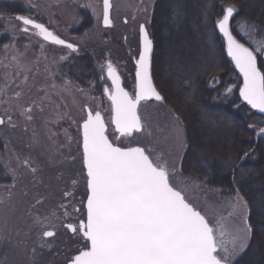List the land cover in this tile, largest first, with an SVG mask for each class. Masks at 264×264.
I'll return each instance as SVG.
<instances>
[{
  "label": "rangeland",
  "instance_id": "obj_1",
  "mask_svg": "<svg viewBox=\"0 0 264 264\" xmlns=\"http://www.w3.org/2000/svg\"><path fill=\"white\" fill-rule=\"evenodd\" d=\"M96 2L102 7V0H96ZM234 2L239 8L238 21L245 17L248 23H254L257 29L255 33L250 32L247 38L242 37L248 42L264 40V0H249L247 2L234 0ZM0 3L4 4L3 6H12L9 7L10 9L14 7L19 10L22 9L25 11L22 15L32 16L36 19L38 17L42 23L49 25L62 38L70 39L71 42L79 43L80 46L83 44L82 46L90 49L94 46L99 48L102 51L100 53L102 57L100 56L96 60L97 64L103 63L105 59H111L117 66L126 88L129 91L133 90L134 80L131 67L134 58L137 56L138 26L144 22V16L138 11L142 7V0H112L114 26L109 29H104L102 26L93 28L95 21L91 17L90 9L82 7L86 0H0ZM143 3H149V0H143ZM155 3L157 8L158 0H155ZM244 3H246V7H243ZM218 4L217 7L220 5ZM247 6L250 10L245 9ZM183 7L188 13L190 8L187 1H183ZM10 9L1 7L0 13L3 12L4 15H7L4 21L0 23L1 37L6 44L15 43L20 52H25L26 61L30 65L31 71L22 73L15 78L14 83H10L9 88L5 89L9 96L0 95V116H4L7 109L15 124L22 121L27 122V127H23L26 136L24 140H20V144L18 134L14 135L11 130V133L7 134L9 131L5 129V151L4 147L0 146V264H66L67 258L77 254V249L82 247L84 243L63 225L67 223L78 224L80 219H84V216L72 211V206L80 207L81 213L84 212L80 200L86 199V192L82 176L81 150L77 142L80 139L78 124L82 122L81 116L83 115L81 108L85 100L80 93L74 92L80 102L73 104L72 96L57 95L56 89H53L51 85L53 82L56 85H62L64 79L70 77L74 85L89 90L90 83L77 77L75 70L78 63L76 59L84 57L85 54L82 53V46L81 48L79 46L78 53H69V50L65 48L51 47L31 32L25 35L17 32L16 38L13 39L12 27L15 26L19 29L21 25L15 19H11L9 22L10 18L17 16L8 14ZM216 12H218L217 8H214L210 21L216 19ZM134 15L136 16L135 20L132 19ZM189 17L194 21L196 27L194 33L202 43L193 45L192 37L179 35L178 38L182 44L176 48L171 43L170 31L163 32L165 40L163 54L167 58L172 54L176 60H171L170 64L174 62V65H167L168 67L164 69L163 73L166 80H164L163 75L159 77V74L156 73L155 75L154 72L153 76L154 81L168 101L164 105L155 102L143 104L141 113L152 127L153 139L156 135L157 125L163 127L170 122L168 108H173L183 118L188 141V150L183 160L184 173L194 180L206 181L189 193L195 203L199 204L209 215L218 212L226 214L229 210L227 208L228 199L234 195L233 190L239 188L245 199L253 206L251 222L254 223V217H260L257 223L262 224L264 218L258 214L256 205L264 202V148H262L264 143H261V139L264 137H258L255 134L256 127H245L242 124L244 120L240 121L242 111L240 105L234 103L238 87L233 88L231 95L225 94L227 87L238 85V83L235 78L231 77L230 72L228 73L227 68H224L223 71L219 61H213L217 55L214 54L211 38L206 39L202 34L201 13H194L191 10L190 15L186 16L185 14L179 25V31L181 25L186 23ZM125 18H127L128 23H124ZM156 21L157 17L154 14L150 27L151 32H154L153 28ZM174 30L178 31V29ZM86 32L88 33L87 36H85ZM112 33L116 39H120V34H122L123 47H118L113 43L116 51L114 48L106 51L107 49L102 48V44L113 42L110 40ZM125 37H127V41H125ZM41 43L44 44L43 50L40 48ZM25 46H27V50H25ZM202 49L205 54L202 53ZM13 54L12 51L4 54L5 64L8 63L5 56L7 55L10 59ZM65 55L68 56V59L59 61V57ZM196 55L201 56L199 59H194ZM54 59L58 63L53 64ZM46 66L48 71L45 70ZM212 66H215V69L212 70L211 68V71L224 74L225 77L222 80L209 78L213 73L206 69ZM0 68V76H3L0 79V88H3L6 74L11 81L13 70H6L3 66ZM203 72H206V79L203 82L204 87L199 88L200 83H195L196 75ZM25 75L28 77L26 82L24 81ZM209 79L211 83L208 81V84L206 80ZM221 83L223 84L221 85ZM98 85L102 88V85L98 83L95 90H89V98L95 97L96 100L89 99L88 103H99L100 110L107 120L109 101L101 96V92L97 93ZM197 89L203 95L210 90H219V92L216 95L213 94L211 98H201L197 104L198 102L195 103ZM46 91L49 95L44 98ZM16 92L21 93V98L15 96ZM2 96L4 99H1ZM181 100L183 104L180 105ZM4 101H8V103H4ZM33 101L36 103L33 104ZM17 105L31 107L33 119L29 121L25 116L20 115L21 108ZM57 113H67L71 119H57ZM192 115H199L200 120H191ZM223 116H226V119H236L237 122L231 121L228 124ZM73 120L77 121V124H73ZM190 126L192 128L189 129ZM34 136L39 140V143H33ZM30 137L32 140H29ZM68 137H71L70 141ZM138 139L147 142L149 138L140 135ZM27 147L30 148L28 152L32 156H24L30 158L31 166L35 167L37 171L32 173L30 169L22 166L25 170L24 175L23 177L21 174L18 176L17 171L15 172V192L13 196H7L3 193L8 194V192L3 190L10 187V192L13 191L11 188L12 179L10 180L8 177H13L12 164L14 162L16 165L18 164L17 156H14L13 150L15 152L16 150L22 151L25 154L24 149ZM159 147H163V145ZM244 152H249V155L244 157ZM63 164L64 166H62ZM66 165L71 168V172L74 174L71 178L67 174ZM78 167L79 170H77ZM66 177H68L67 182L65 181ZM74 179L78 181L75 186L72 184ZM65 184L66 187H64ZM65 190L71 191L74 198L65 199ZM49 192L52 193L49 194ZM38 199L42 200V203L32 207ZM61 203H68L70 214L68 217H64L63 211L59 208ZM53 210H56L60 215L59 220L54 217L51 218L52 223L55 224L56 235L52 238H45L52 245L51 248H40L38 235L41 229L33 224V217L39 215L43 218L50 215ZM253 225L255 234H258L260 227L255 223ZM252 246L253 240L250 247L236 259L234 264L239 260L241 261L238 264H264V238L254 248ZM33 248L36 249L35 253L32 251ZM44 251L49 254H44L47 257L44 256L41 259L43 256L41 253Z\"/></svg>",
  "mask_w": 264,
  "mask_h": 264
},
{
  "label": "snow or ice",
  "instance_id": "obj_2",
  "mask_svg": "<svg viewBox=\"0 0 264 264\" xmlns=\"http://www.w3.org/2000/svg\"><path fill=\"white\" fill-rule=\"evenodd\" d=\"M82 7L90 9L95 21L94 29L114 26L112 0H102V7L96 0H86ZM214 8V2L209 4L207 0L201 7V22L205 31ZM155 10V0H149V3L142 0V7L138 9L144 16V22L138 26L132 91L123 85L120 72L111 59H105L98 65L101 96L109 101L107 120L99 103H88L89 99L96 100L95 97L89 98V90H95L96 81H90L89 90L79 88L69 79H64L62 85L54 82L51 85L57 95L72 96L73 104L80 102L74 92L80 93L85 100L81 108L82 122L78 124L80 139L77 143L81 150L86 199L80 200L83 213L75 205L72 211L86 216V219H80L78 224L63 225L84 243L77 249V254L67 258L66 264H234L250 247L255 234L251 222L253 206L239 188L234 189V195L228 199L229 210L226 214L218 212L209 215L189 195L206 181L194 180L184 173L183 160L188 141L181 115L168 108L170 122L163 127L157 125L153 139L152 127L141 113L142 105L148 102L167 103L153 76L155 40L150 27ZM238 14L239 8L234 0H220L217 18L211 21L238 72V85L227 87L225 94L231 95L233 88L238 87L239 99L251 109L264 114V40L250 41L248 46L240 42L237 35L247 38L250 32L255 33L257 29L245 17L233 25L232 21ZM182 18L180 10L173 6L168 17L171 26L179 27ZM11 19L21 25L19 29L12 27L13 39L17 32H31L45 42L66 48L69 53L80 50L78 43L61 38L35 17L17 15L9 22ZM132 19L135 20L136 16ZM124 23H128L127 18ZM40 48L44 49L43 43ZM3 51L6 54L9 51L14 53L10 59L5 56L8 63L0 61L6 70H13L11 81L6 74L4 86L0 88V95H7L5 89L9 88L10 83H14L22 73L31 71V67L26 61L25 52H20L15 43L3 44ZM67 59L66 55L59 57V61ZM52 63L58 61L54 59ZM45 70H49L47 66ZM27 79L25 75L24 81ZM20 95V92L15 93L17 98ZM48 95L46 91L44 98ZM17 107L21 108L20 115L29 121L33 119L31 107ZM56 115L57 119H71L67 113ZM72 122L77 124L75 120ZM6 123L11 127L16 126L7 109L5 115L0 116V125ZM248 127L253 128V125ZM255 134L264 137V127L258 128ZM140 135L149 138L148 141H140ZM68 139L70 141L71 137ZM33 143H39L35 136ZM243 155L247 157L249 152ZM16 159L19 160V157ZM20 164L32 173L37 171L31 166L30 158H25ZM12 172L14 186L15 169ZM77 183L75 179L72 181L74 186ZM64 197L74 198L73 193L67 190ZM41 203L42 200L38 199L32 207ZM68 206V203L59 205L64 217L70 215ZM256 210L264 218V202L257 204ZM53 217L60 219L56 210L43 218L39 215L33 217V224L41 229L38 235L40 248L52 246L45 238L56 235ZM260 235L264 238V223L260 225ZM32 251L35 253L36 249Z\"/></svg>",
  "mask_w": 264,
  "mask_h": 264
},
{
  "label": "trees",
  "instance_id": "obj_3",
  "mask_svg": "<svg viewBox=\"0 0 264 264\" xmlns=\"http://www.w3.org/2000/svg\"><path fill=\"white\" fill-rule=\"evenodd\" d=\"M183 1H187L188 7L191 10H193L194 13H201V7L205 3V0H158V3H157V8L155 10V15L157 17V21L154 24V28H153V31H154L153 32L154 33V40H155V52H154L153 72L155 73V75H156V73L159 74V77H161L162 75L165 77V75L163 73L164 72V69H166L168 67L167 65L173 66L174 65V62H173V64H170L171 63V60H173V61L176 60V57H174L172 54H171V56L169 58H167V56H165L163 54V44L165 42L164 37H163V32L164 31L165 32L166 31H168V32L170 31L169 35H172L171 43L176 48L177 47H180L181 44H182L180 42V39L178 38L179 35H181V36H184L185 35L187 37L188 36L189 37H192V39H193V42H192L193 45H199L200 43H202L200 39L198 40V36H196L195 33H194V30L196 29V27L194 25V21H192L190 17L187 18L186 23H183L181 25L180 31H179V27H172L171 24H170V22H169V20H168V17L170 15V12H171V9H172L173 6L177 7L180 10V12L182 14V17H184L185 14H186V16L188 14L189 15L191 14V10L190 9H189V12L186 13L187 10L183 7ZM241 1L242 2H247L249 0H241ZM207 2L210 3V4H212L214 2L215 9L217 8V11H219V7H217V4L218 3L220 4V0H207ZM245 4L246 3H244L243 7H246ZM3 5L4 4H1L0 3V11H1V7H5V9H10L9 7H12V6H9V5L8 6L7 5L3 6ZM245 9L246 10H250L249 9V6H247V8H245ZM15 11H17V12H15ZM10 13L12 15H22V14L25 13V11H23L22 9L19 10L16 7H14L12 9H10V12L8 14H10ZM6 16L7 15H4L3 12L0 13V23H2L4 21V18H6ZM192 17L194 18L193 15H192ZM238 18H239V16L237 15L235 17L234 21H233V25H235V23L238 21ZM0 28H1V26H0ZM174 29H178V31H175ZM201 29L203 30V33H202L203 36H205L206 39L210 37L211 38V43L214 45V54L217 55V56H215V58L213 59V61L214 62H218L219 61L220 66H221V69H223V71H224V68H227L228 69V73L230 72L231 77L235 78L236 81H237V83H239L237 73L233 69V67L230 64V62L227 60L226 51H225V48H224V45H223V40L218 35V33H216L214 31V26H213L212 22L209 20V22L207 24V31H205L204 25L201 26ZM234 34L235 35L237 34L235 28H234ZM237 38L240 40V42L245 43L248 46V43L249 42L247 40H245L242 36L237 35ZM106 39H108V38L106 37ZM110 40L113 41V42H111V44H107V43H103L102 44V48L103 49H107L106 51L110 50L111 48H114V50L116 51V48L113 47V43H115V45H117L118 47L119 46L123 47L122 46V42H123L122 34H120V39L119 38L116 39V36H113V33H112V36L110 37ZM2 42L4 43L5 40L1 39V33H0V61H2L4 59V58L2 59V56H3V53H4L3 47H2V44H3ZM78 45L80 46L79 43H78ZM82 45L83 44H81V46ZM81 46H80V48H81ZM189 47L191 48L190 44H189ZM81 50H83L82 53L85 54V55H84V57H79V58L76 59V61L78 62L77 65H76V67H75V70L77 71V75L84 82L96 81V85H97L99 83V72H98V64H97V61L96 60L101 56L100 53H102V51L99 50V48H97L95 46L92 47L91 49L88 48V47L82 46ZM103 51L105 52V50H103ZM202 53L205 54V52H204L203 49H202ZM86 54H88V55H86ZM95 55H96V59H95ZM200 56L201 55H196L194 57V59L195 58L199 59ZM179 59L181 60V58H179ZM0 66H2V65H0ZM211 68H212V70H214L215 69V66L207 67V69H206V70H210V72L213 73L209 77L210 79L213 77L211 80H214L216 78H220L222 80L225 77L222 72L211 71ZM225 74H227V73H225ZM205 76H206V72H203L200 75H196V81H195V83H200V87L199 88H203L204 87L203 82L206 79ZM215 76H218V77H215ZM210 79L209 80H206V82L208 83V81H210ZM164 80H166V77H165ZM222 84L223 83H221V85ZM218 92H219V90H215L212 93L216 95ZM235 95H236V98H235L236 100H234V103L235 104L236 103L239 104L240 105V110L242 111V115H241V118L242 119L240 120V121H243L244 120L242 124L245 127H248V125L251 124V125H253V127H256L257 129L260 128V127H264V119L261 118V117H259V116H257L254 112L248 110L245 105H243V104H241V102H239L238 89H237V93ZM7 96H9V95H7ZM201 98L202 99H204V98H211V93L208 92L207 94L203 95L199 91V89H197L195 103H197L198 101H200ZM166 100L168 101V99H166ZM179 104L180 105L183 104V101L181 100L179 102ZM197 104H199V102ZM198 116L199 115H197V116L196 115H192L191 120H194V119L196 121L197 120H200ZM223 117L226 119V116H223ZM225 119H224V121H225ZM226 120H227L228 124H230L231 121L237 122L236 119L235 120L234 119L231 120L230 118H228ZM255 121H256V123H255ZM20 126H21V132H20L19 137H20V140H24L25 139V136H26V133L23 132V127L24 128L27 127V122L22 121L20 123ZM190 128H192V127L190 126L189 129ZM30 138L31 139H29V138L28 139L29 140H32V137H30ZM261 143H264V139L263 138L261 139ZM22 144H24V143L22 142ZM262 148H264V147H262ZM29 149H30L29 147H27L26 149H24L25 154H23L22 151L19 152V167H20V169H18L16 171H17V174L18 175L21 174L22 177L24 175L25 170H23V167L20 164V161H22V160L25 159V156L24 155L32 156V154L28 152ZM257 149H258V145H257ZM62 166H64V164ZM67 168H68L67 174H68L69 178L73 177L74 174L71 172V168H69L68 166H67ZM69 170H70V172H69ZM77 170H79V167H78ZM67 178L68 177H66V180H65L66 182H67ZM37 185H38V183H37ZM64 187H66V184H65ZM17 193H18V191H17ZM50 193H52V192H49V194ZM3 194H6L7 196H9V193L8 194L7 193H3ZM11 195L13 196L12 193H11ZM22 203H24V201H22ZM258 218H260V217H258ZM258 218H255L254 217V223L260 227L261 224H258L257 223ZM258 239H260V240H258ZM252 240H253V246L252 247L254 248L256 246V244L260 243V241L263 240V238L260 235V232H258V234H255L254 235V239H252ZM7 254H8V252H7ZM44 254H49V253L46 252V251L42 252L41 255H43V256L41 257V259L44 256H45V258L47 257V255H44ZM39 255H37V256H39ZM3 257H4V255H3ZM240 261L241 260H239L236 264H238Z\"/></svg>",
  "mask_w": 264,
  "mask_h": 264
},
{
  "label": "flooded vegetation",
  "instance_id": "obj_4",
  "mask_svg": "<svg viewBox=\"0 0 264 264\" xmlns=\"http://www.w3.org/2000/svg\"><path fill=\"white\" fill-rule=\"evenodd\" d=\"M48 28L51 30V31H53V29L48 25ZM54 32V31H53ZM55 33V32H54ZM55 34H57V33H55ZM59 35V34H58ZM38 37V36H37ZM39 39H41L40 37H38ZM62 38V37H61ZM1 39H2V37H1ZM65 39V38H64ZM42 40V39H41ZM66 40H67V38H66ZM3 43V42H2ZM3 44H6L5 42L3 43ZM3 44H2V47H3ZM49 46H53V47H61V46H58V45H54V44H51V43H47ZM69 68H70V66H69ZM132 77L134 76V72H135V65H134V62H133V64H132ZM72 77V76H71ZM77 77H79L78 75H77ZM3 78V76H0V79H2ZM72 78H74V77H72ZM81 79V78H80ZM69 80H71V78L69 77ZM134 80V79H133ZM2 82V81H1ZM3 83V82H2ZM97 94V93H96ZM7 119V118H6ZM16 126L15 127H11L10 125H8L7 123L5 124V125H0V146L2 145L3 147H4V151H5V145H6V143H4V142H6V138H5V133H6V131H5V129H7L9 132H7V134H10L11 133V131H12V133L14 134V135H16V133L18 134V142H19V144H20V137H19V135H20V130H21V126H20V123H17V124H15ZM16 128H18L17 130H16ZM11 130V131H10ZM8 136V135H7ZM7 140L9 141V138H7ZM13 152L15 153L14 154V156L16 157V156H18L19 157V152L20 151H18V150H16V152H17V155H16V152H15V150H13ZM5 153V152H4ZM18 164L16 165L15 164V162H14V164H12L13 165V167H12V169H15V172H16V170H18L19 169V160H18V162H17ZM13 174V173H12ZM19 176V175H18ZM10 180L12 179V181H11V188L13 189V191L12 192H10V187L9 188H7L6 190H3V191H6V192H8V193H14L15 192V190H14V187H16V177H15V182H14V186H13V178H12V176L10 177H8ZM13 186V187H12ZM18 186H20V184H18ZM17 186V187H18ZM11 189V190H12ZM16 189V188H15Z\"/></svg>",
  "mask_w": 264,
  "mask_h": 264
},
{
  "label": "water",
  "instance_id": "obj_5",
  "mask_svg": "<svg viewBox=\"0 0 264 264\" xmlns=\"http://www.w3.org/2000/svg\"><path fill=\"white\" fill-rule=\"evenodd\" d=\"M111 12H112V10H111ZM227 58H228V60L230 61V58L227 56ZM231 62V61H230ZM236 72H237V70H236ZM237 74H238V72H237ZM244 103V102H243ZM245 104V103H244ZM246 105V104H245ZM247 106V108L248 109H250V110H253L257 115H259V116H261V117H264V114H262V113H260V112H258L257 110H255V109H251V107L250 106H248V105H246Z\"/></svg>",
  "mask_w": 264,
  "mask_h": 264
}]
</instances>
